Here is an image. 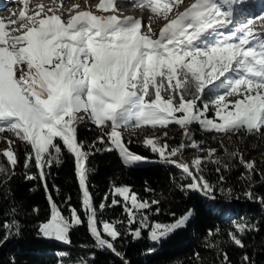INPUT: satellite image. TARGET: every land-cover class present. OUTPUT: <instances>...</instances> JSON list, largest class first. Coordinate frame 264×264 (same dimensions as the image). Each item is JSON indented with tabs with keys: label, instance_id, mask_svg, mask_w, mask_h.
<instances>
[{
	"label": "snow or ice",
	"instance_id": "1",
	"mask_svg": "<svg viewBox=\"0 0 264 264\" xmlns=\"http://www.w3.org/2000/svg\"><path fill=\"white\" fill-rule=\"evenodd\" d=\"M18 2L24 5L18 15L13 13L7 23L0 19V133L10 132L30 147L25 168L35 161L46 192L45 169L60 162L57 140L74 156L82 209L97 247L120 256L114 242L121 233L116 222L97 220L88 188L90 150L85 151L77 139L82 120L100 130L97 141L108 145L106 151L117 150L128 164L146 158L129 150L119 129L179 126L185 139L178 146H169L167 131L163 137L146 135L143 144L191 178L182 190L198 191L205 197H211L214 188L200 175V168L216 155V149H209L204 158L184 161V150L198 147L190 126L199 124L202 130L224 134L264 131V15L230 27L237 0H192L182 11L178 9L183 0H128L120 5L148 9L149 21L163 19L158 32L143 17L96 15L90 8L74 11L79 8L74 4L67 9L65 21L57 14V10L65 11L62 4L46 11L43 5H36L37 10L28 14V0ZM96 7L114 13L116 3L100 0ZM217 88L219 91L205 101L206 92ZM6 142L2 155L14 169V141ZM230 155L249 172L255 170V161H246L238 149ZM213 162L220 163L218 158ZM6 171L0 167V172ZM111 195L113 205L120 203L115 197L123 199L134 239L148 229V239L159 242L186 226L194 212L189 209L179 217L173 214L174 220L168 224L149 223L145 210L159 201L141 200L127 185L113 186ZM245 196L264 205V197H254L251 191ZM48 201L50 217L38 226V234L70 243L71 229L84 220L70 204V215L64 216L51 194ZM11 212L14 215L15 209ZM134 224L138 226L132 229ZM2 227L7 231L5 241L19 234L15 219H6ZM250 228L254 225L238 224L229 238L243 248L237 233ZM223 260L227 264V253ZM248 260L245 256L244 261Z\"/></svg>",
	"mask_w": 264,
	"mask_h": 264
},
{
	"label": "trees",
	"instance_id": "2",
	"mask_svg": "<svg viewBox=\"0 0 264 264\" xmlns=\"http://www.w3.org/2000/svg\"><path fill=\"white\" fill-rule=\"evenodd\" d=\"M232 10L234 23L230 27H236L248 18L264 15V0H237ZM216 91L219 89H209L204 100H209ZM208 115H213V112L209 111ZM135 130L129 132L125 129L128 132L122 134L131 152L150 160L141 166L124 163L117 150L106 151L108 145L97 141L100 130L89 120H82L77 127L78 141L84 144L85 151L90 150L86 162L91 169L88 188L97 220L116 222L121 236L114 243L120 256L107 248L97 247L89 233L74 156L62 142L57 140L61 145L60 162L45 169L46 192L35 161L25 168V153L30 151V147L10 132L0 133V136L7 135L14 141L12 147L17 157L13 169L2 155L0 138V167L7 169L0 172V264H77L81 260L86 264H125V261L128 264H225L223 253H227V264H264V205L245 196L251 191L254 197H264V131L224 134L204 132L198 126H190L198 149L189 147L184 150V161L190 163L195 157L204 158L209 149H216V155L205 160L200 168V175L214 188L211 197H205L198 191L182 190L181 186L191 183V178L175 166L164 163L158 154L143 144L146 135L163 137L167 131L169 146H178L185 139L183 129L171 124L166 129L145 127ZM237 149L246 161H255L254 171L249 172L238 158L230 155ZM217 158L220 163L213 162ZM28 176L35 178L28 179ZM119 185L130 186L141 200L159 201L150 210H145L149 223H171L173 214L179 217L189 209L194 210L193 215L186 226L159 242L148 239V229L143 230L141 238L134 239L122 203L112 204L113 186ZM48 194L63 215H70V204L84 220L83 224L71 229L70 243L42 238L38 234V226L50 217ZM156 208H159L158 213ZM12 209H15L14 215ZM6 219H15L19 234L5 241L7 231L2 225ZM238 224L254 225V228L237 233L243 248L235 245L228 235L230 231H236ZM137 226L134 224L131 228ZM245 256L249 258L247 262L244 261Z\"/></svg>",
	"mask_w": 264,
	"mask_h": 264
},
{
	"label": "bare ground",
	"instance_id": "3",
	"mask_svg": "<svg viewBox=\"0 0 264 264\" xmlns=\"http://www.w3.org/2000/svg\"><path fill=\"white\" fill-rule=\"evenodd\" d=\"M92 1L93 0H48L47 5L58 4L60 6L62 4L63 9L65 10L63 12H68L67 9L71 8V6L74 4L79 5V8L90 7L91 9H94L93 5L91 4ZM8 2L6 3L3 0H0V19H3L5 21V23L8 22L10 16L13 13L18 15L20 9L22 7H24V5L19 3L18 0H9ZM36 5H43L44 7L47 6L46 3L38 2L35 0H28V9H29V7H30V9H35ZM51 7H52V5H51ZM120 9H118L117 7L115 8V11H114V13H116L115 15L118 14L120 16H133V17L140 16V17H143V19H144V16L140 11L141 9L137 10V12H138L137 15H134L132 12H130L131 7H125V8H120ZM31 11L32 10H30V12ZM28 12H29V10H28ZM139 13H141V14H139ZM13 27H17V25H14Z\"/></svg>",
	"mask_w": 264,
	"mask_h": 264
},
{
	"label": "rangeland",
	"instance_id": "4",
	"mask_svg": "<svg viewBox=\"0 0 264 264\" xmlns=\"http://www.w3.org/2000/svg\"><path fill=\"white\" fill-rule=\"evenodd\" d=\"M9 0H4V2H8ZM36 1H38V0H36ZM97 0H93L92 2H96ZM116 1L117 0H115V3H116ZM189 2H192V0H183V3L182 4H186V3H189ZM9 3V2H8ZM125 4V3H124ZM118 5V4H117ZM58 4H55V9H58ZM48 7H51V5H48L47 6V8ZM45 8V11H46V6L44 7ZM122 8H125V7H122ZM29 14H32V12H34V11H36L37 10V8H35V9H30V7H29ZM30 10H32L31 12H30ZM141 11V13L143 14V16H144V21H145V23H149V22H151L152 23V27H153V29L155 30V31H157L158 32V30H159V27L161 26V24H162V21H163V19H158V18H153V20L152 21H149V16L151 15V13H150V11L148 10V9H146V8H144V9H141L140 10ZM58 12H60L59 10H57V13ZM141 13H139V14H141ZM174 14V13H173ZM14 25H12V27H13ZM145 31H147V29H145ZM17 35H19L18 33H16ZM212 116V115H211ZM211 116H209V117H211ZM192 127L193 126H198L199 128H200V126H199V124H193V125H191ZM121 132H135L136 130H133V129H127L128 131H125V128H121V129H119ZM200 130H202L201 128H200ZM202 131H204V132H208V131H205V130H202ZM102 135V133L100 132V136ZM0 138H1V151L3 152V150L4 149H6L7 147H8V144H7V140H11V138H9V136H7V135H1L0 136ZM15 146V145H14ZM196 150L198 149V147L197 148H195ZM118 152V151H117ZM119 153V152H118ZM121 157V156H120ZM122 159V158H121ZM150 160L149 159H145V160H142V161H139V162H135V163H132V164H128V163H126L124 160H123V162L124 163H126V164H128V165H138V166H141V165H144V164H146V163H148ZM119 186H123V185H119ZM119 198H121V197H119ZM92 200H93V198H92ZM120 202L122 203V205H123V207H124V202H123V199L121 198V200H120ZM94 204V203H93ZM65 216V215H64ZM67 217V216H66ZM49 219V218H48ZM47 221V220H46ZM45 221V222H46ZM138 225V224H137ZM61 243H64V244H66L65 242H62V241H60Z\"/></svg>",
	"mask_w": 264,
	"mask_h": 264
}]
</instances>
